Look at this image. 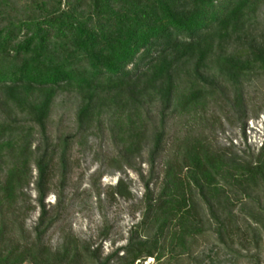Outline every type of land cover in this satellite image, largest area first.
I'll return each instance as SVG.
<instances>
[{
  "label": "trees",
  "instance_id": "1",
  "mask_svg": "<svg viewBox=\"0 0 264 264\" xmlns=\"http://www.w3.org/2000/svg\"><path fill=\"white\" fill-rule=\"evenodd\" d=\"M259 77L264 0H0V264H264V136L257 151L210 136L216 112L244 130ZM62 94L75 129L51 138ZM104 131L115 151L96 180L135 171L141 218L106 256L70 230L51 246L71 149ZM106 194L133 197L124 177Z\"/></svg>",
  "mask_w": 264,
  "mask_h": 264
},
{
  "label": "rangeland",
  "instance_id": "2",
  "mask_svg": "<svg viewBox=\"0 0 264 264\" xmlns=\"http://www.w3.org/2000/svg\"><path fill=\"white\" fill-rule=\"evenodd\" d=\"M245 94L248 116L244 120V130L242 123L237 120L238 116L232 111L226 112V116L216 112L219 119L212 125L210 136L221 146L232 145L236 150L248 147L257 151L264 136V78H253L246 83ZM75 108L76 99L71 94H62L56 98L47 122L51 138L74 131ZM256 113H259L257 118L254 117ZM89 145L92 148L83 152L76 145L71 149L72 171L67 189L69 193L67 209L63 220L48 232L46 242L56 246L62 231L70 230L81 238L91 239L102 245L103 255L106 256L126 244L131 228L140 220L142 213L140 202L144 194V185L139 175L130 169H127L126 173L105 174L100 180H96L95 172L100 167L98 158L103 159L112 154L115 146L105 131L101 137L91 136ZM140 165L143 174L146 175L147 165L145 163ZM33 175H36L35 170ZM120 177L130 182V191L133 194L131 199L121 197L111 199L106 194L108 186L115 185ZM28 192L32 199L36 197V192L32 188ZM55 201L53 194H49L45 199L50 205ZM38 215L39 211L32 213L26 221V226H33ZM144 264H154L153 259H148Z\"/></svg>",
  "mask_w": 264,
  "mask_h": 264
}]
</instances>
